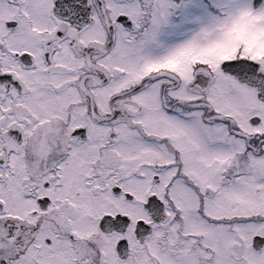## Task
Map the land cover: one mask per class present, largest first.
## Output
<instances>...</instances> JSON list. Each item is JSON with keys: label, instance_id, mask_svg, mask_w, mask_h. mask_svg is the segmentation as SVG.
<instances>
[{"label": "snow or ice", "instance_id": "obj_1", "mask_svg": "<svg viewBox=\"0 0 264 264\" xmlns=\"http://www.w3.org/2000/svg\"><path fill=\"white\" fill-rule=\"evenodd\" d=\"M0 264H264V0H0Z\"/></svg>", "mask_w": 264, "mask_h": 264}]
</instances>
